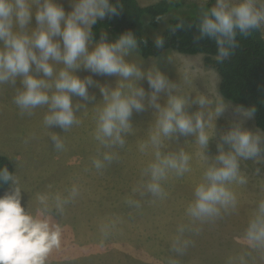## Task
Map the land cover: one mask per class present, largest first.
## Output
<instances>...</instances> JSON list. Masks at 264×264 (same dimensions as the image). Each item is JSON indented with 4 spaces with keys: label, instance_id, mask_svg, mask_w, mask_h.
I'll return each mask as SVG.
<instances>
[{
    "label": "rangeland",
    "instance_id": "374dc122",
    "mask_svg": "<svg viewBox=\"0 0 264 264\" xmlns=\"http://www.w3.org/2000/svg\"><path fill=\"white\" fill-rule=\"evenodd\" d=\"M137 1L141 6H148L162 0ZM177 1L179 9L171 10L157 28L146 24L143 34L156 39L167 29L170 18L200 13L201 6L206 7L208 2ZM56 2L66 13L71 11V0ZM35 23L33 17V27ZM261 31L264 36V27ZM102 33H107L109 41L115 40L110 31L102 29L100 35ZM97 42L90 40L89 50ZM125 59L145 74L162 72L175 85L176 95L189 100L200 95L212 101L222 98L226 111L209 120L206 131L211 140L206 150L195 143L194 136L177 133L171 138H162L159 149L162 155L182 149L190 156V171L178 176L169 170L160 180L163 195H154L146 188L148 177L144 170L155 161L157 151L150 143V136L156 131L155 109L146 104L144 111L134 110L124 146L106 149L95 138L97 109L103 106L99 87L88 89L90 95H95V101L88 102L76 114L80 123L65 131L57 126L45 127L46 112L33 110L32 115L21 114L20 109L13 106L19 78L15 86L0 84V154L9 157L14 165L22 190V206L32 215L61 227V247L53 249L46 264H170V261L176 264H264V246H254L246 236L249 221L259 202L264 200V152L258 160H240V175L246 182L234 181L227 185L236 196L234 209L221 208L218 217L205 220H193L187 214L189 204L195 199V188L204 180L206 160L211 163L218 154L221 135L229 131L233 123L264 133L256 126L254 116L246 118L234 111L240 105L221 95L220 76L204 65L203 55H186L167 49L156 57L144 58L138 47ZM61 67L63 65H57V70ZM77 75L81 78L91 75L99 85L114 88L118 83L131 82L150 91L147 80L125 81L121 77L95 75L83 67L77 70ZM166 99V93H162L160 103H165ZM73 100L81 98L74 96ZM186 110L191 113L199 109L191 105ZM53 134L63 141L62 150L54 148ZM141 145L147 147L141 151ZM106 151L113 153L114 158L111 162L105 161L104 167L98 170L93 161L102 159ZM73 186L78 194L62 208L58 207L55 196L68 198ZM8 191L9 188L3 195ZM42 194L48 196L46 210L38 200ZM129 201L138 202L139 206L130 205ZM181 227L183 233L179 231ZM178 236L189 241L181 253L173 250Z\"/></svg>",
    "mask_w": 264,
    "mask_h": 264
},
{
    "label": "clouds",
    "instance_id": "9594fccd",
    "mask_svg": "<svg viewBox=\"0 0 264 264\" xmlns=\"http://www.w3.org/2000/svg\"><path fill=\"white\" fill-rule=\"evenodd\" d=\"M71 4V11L66 13L56 0H0V84L15 86L19 78L14 103L21 114L32 115L34 109L47 106L44 126H57L65 131L79 124L76 114L88 102L95 101V95H90L88 89L99 87L103 106L97 109L95 138L106 149L124 146L134 110L142 112L146 104L155 109L156 131L150 136V143L157 151L155 161L147 166L144 175L148 177L147 190L163 195L160 180L169 170L178 176L190 171V156L182 149L162 155L159 150L162 138H171L177 133L194 136L195 143L206 150L211 140L206 131L208 122L213 116H222L227 106L222 98L212 101L200 95L189 100L176 95L175 85L162 72L145 74L136 64L128 62L125 57L138 48L137 37L131 30L114 41H109L107 33H102L95 47L89 50L93 27L107 16L118 15L120 9L112 0H71ZM198 21L197 39L214 40L216 59L223 62L238 46V35L247 37L264 27V0H215L211 7L201 6ZM154 44L161 48L164 40L157 37ZM57 65L63 67L57 70ZM81 67L95 75L116 76L125 81L147 80L150 91L131 82L118 83L114 88L99 85L91 75L85 78L77 75ZM162 93L167 96L163 104L160 103ZM74 96L81 100L74 102ZM191 105L198 106L199 110L190 113L186 107ZM234 111L251 118L256 109L237 106ZM51 140L55 149H63L59 135L53 134ZM145 147L147 145H141V151ZM217 148L218 154L211 163L206 160L204 180L195 188V199L187 208L193 220L215 218L221 208L227 211L236 207V196L227 185L234 181L246 182L240 175L239 162L261 158L264 133L233 123L230 130L221 135ZM113 158L114 154L106 151L102 159L97 158L93 163L99 170L105 161L111 162ZM4 185L9 191L0 196V264H46L53 249L61 247V227L25 210L19 179L7 166L0 168V186ZM77 194L75 186L68 198L57 194V206L62 208ZM38 200L46 210L48 196L39 195ZM129 204L139 206L135 201ZM179 231L183 233L184 228ZM246 236L254 246H264V200L259 202L249 221ZM188 244L189 241L178 236L173 250L181 253Z\"/></svg>",
    "mask_w": 264,
    "mask_h": 264
},
{
    "label": "trees",
    "instance_id": "16d2710c",
    "mask_svg": "<svg viewBox=\"0 0 264 264\" xmlns=\"http://www.w3.org/2000/svg\"><path fill=\"white\" fill-rule=\"evenodd\" d=\"M120 9L116 16H107L98 21L92 29L93 42L99 41L101 30H107L117 39L122 33L131 30L137 37L138 47L144 58L156 57L167 49L186 55H203V63L220 76L219 91L227 100L245 109L254 107L256 126L264 131V36L254 30L251 35L237 37L238 46L223 62L216 59L215 41L199 36L197 25L199 13H185L180 17L170 18L167 29L159 36L164 45L157 48L155 39L143 34L146 24L157 28L166 15L179 9L177 0H162L156 4L141 6L137 0H112ZM215 0H208L206 7H211ZM170 16H174L170 13ZM159 17V19H157ZM147 41V44L144 41ZM7 166L15 175L11 159L0 154V168ZM9 187L0 186V196Z\"/></svg>",
    "mask_w": 264,
    "mask_h": 264
},
{
    "label": "crops",
    "instance_id": "0c3cea01",
    "mask_svg": "<svg viewBox=\"0 0 264 264\" xmlns=\"http://www.w3.org/2000/svg\"><path fill=\"white\" fill-rule=\"evenodd\" d=\"M220 84V83H219ZM12 95V94H11ZM16 95V91L14 92V96ZM14 103V102H13ZM13 106L15 107V108H19L15 103L13 104ZM34 111H36V112H47V110H46V106H42V107H38V108H36V109H34Z\"/></svg>",
    "mask_w": 264,
    "mask_h": 264
}]
</instances>
